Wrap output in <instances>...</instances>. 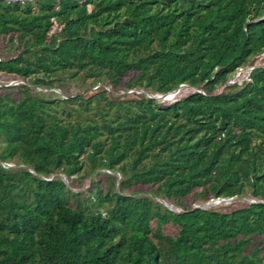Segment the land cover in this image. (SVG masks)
<instances>
[{
    "label": "trees",
    "instance_id": "obj_1",
    "mask_svg": "<svg viewBox=\"0 0 264 264\" xmlns=\"http://www.w3.org/2000/svg\"><path fill=\"white\" fill-rule=\"evenodd\" d=\"M0 39V264H264V0H0Z\"/></svg>",
    "mask_w": 264,
    "mask_h": 264
},
{
    "label": "rangeland",
    "instance_id": "obj_2",
    "mask_svg": "<svg viewBox=\"0 0 264 264\" xmlns=\"http://www.w3.org/2000/svg\"><path fill=\"white\" fill-rule=\"evenodd\" d=\"M2 39H0V57H10L16 53V45L14 44H8L6 45L5 43H2ZM264 60V54L260 55L256 63H261ZM248 69H244L241 73L240 71L236 73L235 78L233 81L241 82L244 76L246 75ZM91 79L87 80H82V79H76V78H71L67 77L63 82H61V87L60 91H56L58 94H63V95H72V94H77V93H82L84 96L90 95L94 93V90L91 88ZM21 83H24V80H22L19 76L15 74H8L5 72L0 73V94L1 93H6V92H13L14 89L13 87H17V85H20ZM224 89V87H220L217 91H220ZM188 92V90H187ZM186 92V89H181L178 93H176V97H180L184 95ZM15 95V94H14ZM175 97V98H176ZM162 103V102H161ZM7 166H15L13 163H9ZM88 170V169H87ZM117 183L120 182V175L118 177ZM100 179H103L104 185H106L110 182L108 180V176L105 175V173H98L94 172L93 174L88 172H84L83 175L75 180L70 181L66 177H64L65 182L75 191H80L82 194H89L90 191L93 189V183L95 181H98ZM118 188V185H117ZM131 189L126 190V192H130ZM142 195H147L151 197L155 202L161 203L164 207L169 208L170 210L173 211H181L182 209L180 206L174 202V201H169L165 198L159 197L158 195H152L148 192L140 193ZM251 200L250 195H244V196H239V197H234L230 199H218V200H193L192 204L194 205H199L201 207H206L210 209H217L220 211H230L232 209L241 207L246 205L249 201ZM164 227L167 231L172 230V226L170 223H165Z\"/></svg>",
    "mask_w": 264,
    "mask_h": 264
},
{
    "label": "built area",
    "instance_id": "obj_3",
    "mask_svg": "<svg viewBox=\"0 0 264 264\" xmlns=\"http://www.w3.org/2000/svg\"><path fill=\"white\" fill-rule=\"evenodd\" d=\"M242 71H240L241 73ZM181 89H186V92L187 90L190 91L191 89L185 87V86H182L181 88H179L178 90L174 91V92H171L169 94H167L164 99L162 100V105H166L168 102H170L171 100H173L175 97H176V93H178Z\"/></svg>",
    "mask_w": 264,
    "mask_h": 264
},
{
    "label": "water",
    "instance_id": "obj_4",
    "mask_svg": "<svg viewBox=\"0 0 264 264\" xmlns=\"http://www.w3.org/2000/svg\"><path fill=\"white\" fill-rule=\"evenodd\" d=\"M6 1H20V0H6Z\"/></svg>",
    "mask_w": 264,
    "mask_h": 264
}]
</instances>
